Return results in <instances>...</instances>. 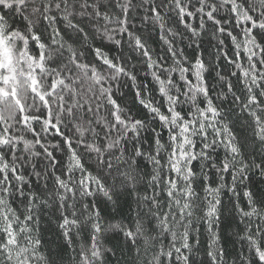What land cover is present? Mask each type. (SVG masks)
<instances>
[{
	"label": "snow or ice",
	"instance_id": "obj_1",
	"mask_svg": "<svg viewBox=\"0 0 264 264\" xmlns=\"http://www.w3.org/2000/svg\"><path fill=\"white\" fill-rule=\"evenodd\" d=\"M150 27L164 45L155 58ZM241 120L250 135L234 131ZM49 213L55 250L39 228ZM69 248L68 264H112L118 251L116 264H264V0H0V264H64Z\"/></svg>",
	"mask_w": 264,
	"mask_h": 264
},
{
	"label": "trees",
	"instance_id": "obj_2",
	"mask_svg": "<svg viewBox=\"0 0 264 264\" xmlns=\"http://www.w3.org/2000/svg\"><path fill=\"white\" fill-rule=\"evenodd\" d=\"M135 2L138 3L139 0H135ZM133 15L135 16L136 13L134 12ZM188 22L192 23L193 25H198V23H199L198 18H189ZM135 23L138 26L142 27L140 25L138 19L135 21ZM17 26H20V25L17 24ZM169 26L173 27L175 29L177 27V22L175 20H172V22L169 24ZM58 27H60L61 29H64L65 26H64L63 23H60V24H58ZM179 27L182 28V26H179ZM41 30H43V29H41ZM211 31H212V26H211V24H209L208 25V29H207V34H205V36H204L203 48L201 49V51L204 52L205 59L208 60V61H211V56L215 52V41L213 40L211 44H209V42H208V40L210 39V36L208 34H210ZM236 31H239V29H236ZM68 32H69V34H71L70 30H68ZM149 33L151 35V39L149 40V47L152 49V51L154 53V58L156 56H159V55H164V45L162 44V42L159 39L158 31L151 29V27L149 29H145L144 30V34L146 36L149 35ZM47 36H48V33L44 32L43 38L45 40H47ZM101 43L102 44H109V42L106 41V40L102 41V42L98 41L97 42V46L99 44H101ZM187 43H188L187 40H185L183 43H180V41L178 39L177 40V47L178 48H184L185 49V53L187 55H189L190 58L193 55L199 54V52L194 53L193 49L187 48L186 47ZM225 47H226V49L229 50L230 55H231V42H230V40L226 39ZM105 52L111 57H119L122 54L125 57H128L129 55H132L133 58L131 60H129V62H128L129 66L137 64V59H136L135 54L130 53L127 48L121 49V48L116 47V46H110V47L105 48ZM88 59H92V56L89 55ZM169 63H170V61H169ZM216 70L217 71H221L222 73L227 75L228 73H230L234 69L231 66H229L226 62L221 61L219 63V65L217 66ZM136 72H137V75H138V82L147 85V89H145V91L146 92H152V95L154 96L155 100L157 102H161V97H160L159 93L153 91L155 85H154V82L152 81L151 76L143 68H140L139 66H137ZM231 79H232V82L234 84H236V87L239 89L240 86L236 83V78L233 77ZM207 82H208L210 87H215V91L216 92L220 91V86L215 80V72H211L210 74H207ZM124 93H126L127 95L124 96L123 102L128 104L129 107H133L132 96H133V93H134V89H131L130 87H124L119 92H117V96H120V95H122ZM138 110H140V106L139 105H136L135 107H133V111H138ZM241 124H243V120H241V122L236 126L234 131L238 135H250V132H246L245 129L240 126ZM162 136H163V140L167 141L168 134H167L166 130L162 132ZM28 138H31V137L29 136ZM148 143H150V141L146 140L145 145H144L145 148H147ZM130 147L131 146H129V148ZM220 154L223 155V151L222 150H221ZM56 156L59 158L61 156V153L57 152ZM194 163L196 164L197 172H199V163L198 162H194ZM143 164L147 166V170L148 171H151L152 165H151V163L149 161L144 160ZM226 179H230V177L226 176ZM197 190L200 191V189H197ZM225 199H227V198H225ZM134 200H135V196H133L132 201H130L132 203V208L133 209L136 208ZM124 210H125V213H127V207L126 206H125ZM108 211L109 212L113 211L111 206H109ZM128 215H131V214H128ZM119 220H120V217L117 216L116 219L112 221V223H116ZM49 221H51V229H55L56 219H55V216L51 215V213L45 215L44 218L39 222V228L41 230V234H42V239H43V242H44L45 250L48 247H52L53 250H55L56 245L57 244H62L63 241L59 240L57 238L55 232L49 228ZM225 231H226V234L231 238L230 242L227 245V248H228V251L230 253H232L234 251V249H239L240 245H239L238 242L235 243V245H233V243L231 242L232 240L235 239L231 235L232 231H233V228H228ZM193 236L200 240V245L198 247H200L201 250H203L204 248L207 247L208 235H207V232L203 228L200 229L199 236H196V233H193ZM102 242L104 243L105 247H115L117 250L123 248L124 249V254H126L127 249H126V246L122 243V240H120L118 238H110L108 241H102ZM71 256H72V249L69 248L68 251H67V254L64 256V264H68L69 259H70ZM118 258L121 259V260L123 259V255H121L119 253V251H118L117 256L112 258V264H116V261H117ZM199 258H200V256H198V259ZM232 259H233L232 255H229V257L227 258V264H232Z\"/></svg>",
	"mask_w": 264,
	"mask_h": 264
}]
</instances>
